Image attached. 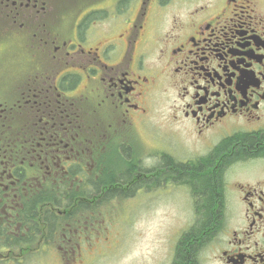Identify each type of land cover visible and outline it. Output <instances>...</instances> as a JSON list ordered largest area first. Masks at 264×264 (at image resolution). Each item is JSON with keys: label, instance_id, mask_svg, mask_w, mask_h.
<instances>
[{"label": "flooded vegetation", "instance_id": "obj_1", "mask_svg": "<svg viewBox=\"0 0 264 264\" xmlns=\"http://www.w3.org/2000/svg\"><path fill=\"white\" fill-rule=\"evenodd\" d=\"M156 95L179 151L140 155ZM172 191L209 221L168 264H264V0H0V264Z\"/></svg>", "mask_w": 264, "mask_h": 264}, {"label": "rangeland", "instance_id": "obj_2", "mask_svg": "<svg viewBox=\"0 0 264 264\" xmlns=\"http://www.w3.org/2000/svg\"><path fill=\"white\" fill-rule=\"evenodd\" d=\"M155 98L150 124L146 130L139 129L134 132L135 152L140 155L145 154L148 148H151L153 154L159 149L163 151L168 144L172 145L168 149L179 151L174 144L175 140L170 136L173 130L165 129L168 113L163 107L161 97L156 95ZM151 162L154 160H150ZM178 196L172 191L167 195L153 196L147 201L140 198L130 202H101L90 212L91 216L85 217L87 223L97 226V229L90 227V230H86L82 227L78 230V234H85L82 239L77 233L68 237L72 247H76L78 241L82 242L77 246L78 251H68L69 254L64 256V251H52L48 259L34 260V263L168 264L177 238L193 223L191 203ZM67 223L73 228V222ZM76 223L80 226L78 221ZM84 225L85 222L82 226ZM214 254L211 248H207L202 255L203 264H214L211 260Z\"/></svg>", "mask_w": 264, "mask_h": 264}, {"label": "trees", "instance_id": "obj_3", "mask_svg": "<svg viewBox=\"0 0 264 264\" xmlns=\"http://www.w3.org/2000/svg\"><path fill=\"white\" fill-rule=\"evenodd\" d=\"M70 206H71V203H70ZM94 209H95V206H89V204H86V206H84V207L76 206L74 210L76 212H79V211L82 212L84 210L93 211ZM80 220H82V219H80V217H76V216H67L63 220H60L58 217L48 218V219H45V218L40 219V224L37 227L38 233H39L38 239L44 240V242H45L44 246H47V244L49 243V241L51 239H53L54 243H56V244L57 243L59 244V242L62 243L61 239H63V237L61 236V238L59 240H58V238L60 237L59 233H60V230L64 227V223L71 221V222H73V225H76V227H77L78 224L76 223V221H80ZM50 221H51V226L53 227V232H51V233L42 232L41 229L43 228V225L44 226L47 225ZM208 221H209V218H207V217L196 218L194 220L193 226L192 227L190 226L187 229V231H185L179 235V237L177 238L176 245L179 243H192V238H194V237L196 239L195 242L201 243L202 238H203V236H202L203 231L207 230V228H208V226H207ZM42 223H43V225H42ZM23 225L26 226L25 224H23ZM86 227H87L86 230H90V227H94V230L97 229V226L87 225ZM22 233L24 234V236L20 237L19 240H21V242H19V240H16V239H13V241L9 240L7 242V246H11V245L20 246L25 241L29 242L28 240H26V238L31 239L34 237V234L31 233V230H30V234H26L24 230H22ZM82 233L83 234H81V237L85 235L84 232H82ZM53 236H54V238H52ZM12 242H13V244H12ZM77 246L78 245H76V247H70L68 249L66 248V249H62V250H57V249L51 250L48 247H40L36 251L21 250V249L16 248L12 251V253H17L18 256L20 255L21 260L18 259L17 261H13V263H11V261L14 259H12V260L10 259L7 264H32L35 261H39L40 259H42V260L48 259V256L52 253V251H54V253H60V251H64V252H62V255L64 256V255H66V253L69 254V252L72 253V252L78 251ZM176 257L180 258V256H178V255H176Z\"/></svg>", "mask_w": 264, "mask_h": 264}]
</instances>
